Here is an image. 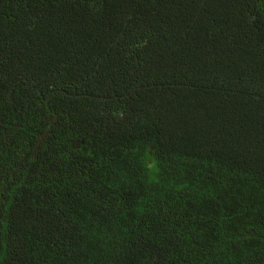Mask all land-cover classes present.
I'll use <instances>...</instances> for the list:
<instances>
[{"label": "trees", "instance_id": "16d2710c", "mask_svg": "<svg viewBox=\"0 0 264 264\" xmlns=\"http://www.w3.org/2000/svg\"><path fill=\"white\" fill-rule=\"evenodd\" d=\"M0 264H264V0H0Z\"/></svg>", "mask_w": 264, "mask_h": 264}]
</instances>
